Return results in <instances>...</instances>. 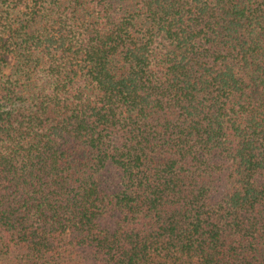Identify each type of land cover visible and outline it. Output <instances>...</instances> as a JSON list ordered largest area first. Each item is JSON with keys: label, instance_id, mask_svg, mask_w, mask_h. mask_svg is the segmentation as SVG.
I'll return each mask as SVG.
<instances>
[{"label": "trees", "instance_id": "16d2710c", "mask_svg": "<svg viewBox=\"0 0 264 264\" xmlns=\"http://www.w3.org/2000/svg\"><path fill=\"white\" fill-rule=\"evenodd\" d=\"M0 264H264V0H0Z\"/></svg>", "mask_w": 264, "mask_h": 264}]
</instances>
